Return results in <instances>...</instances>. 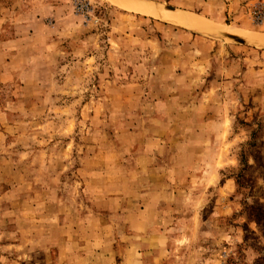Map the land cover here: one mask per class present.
<instances>
[{"label": "rangeland", "instance_id": "rangeland-1", "mask_svg": "<svg viewBox=\"0 0 264 264\" xmlns=\"http://www.w3.org/2000/svg\"><path fill=\"white\" fill-rule=\"evenodd\" d=\"M123 1L0 0V264H264V24Z\"/></svg>", "mask_w": 264, "mask_h": 264}, {"label": "bare ground", "instance_id": "bare-ground-1", "mask_svg": "<svg viewBox=\"0 0 264 264\" xmlns=\"http://www.w3.org/2000/svg\"><path fill=\"white\" fill-rule=\"evenodd\" d=\"M121 2H123L127 7L131 8V6L128 3H125L126 1L124 2L123 0H121ZM128 2H130V1H128ZM131 4H133V3H131ZM148 6H147V9L145 8L146 10L145 9L144 10L146 12H149L150 14H153V13L159 14L160 16H164V17L170 18V19H172V20H174L176 22H179V23L187 24L188 26H191L193 28H201V27H205L207 25L206 23L203 22L202 19H200L199 17L194 16V15H192L190 13L180 12V11L165 10L162 7L160 9H157V10H161L160 12L166 14V15H164V14L156 12V9L153 8V7H149L151 9V10L149 9L150 10L149 11L148 10ZM143 8H144V6H143ZM234 33L240 34V35L246 37L247 39H249L251 41L254 40L255 43L264 41V36L256 34V33H250V32H246V31H239V32H234Z\"/></svg>", "mask_w": 264, "mask_h": 264}, {"label": "built area", "instance_id": "built-area-1", "mask_svg": "<svg viewBox=\"0 0 264 264\" xmlns=\"http://www.w3.org/2000/svg\"><path fill=\"white\" fill-rule=\"evenodd\" d=\"M86 4H81V7ZM247 16L256 25L264 24V0H249L246 4Z\"/></svg>", "mask_w": 264, "mask_h": 264}, {"label": "water", "instance_id": "water-1", "mask_svg": "<svg viewBox=\"0 0 264 264\" xmlns=\"http://www.w3.org/2000/svg\"><path fill=\"white\" fill-rule=\"evenodd\" d=\"M174 11H175V10H174ZM217 29H218V32H219L220 34H223L224 36H227V37H229V38L235 40L236 42H239V43H242V44H250V43H251L250 41L245 40L244 38H242V37H240V36H238V35H236V34H233V33L227 31V30L224 29V28H221V27H218V26H217ZM251 44L258 45V44H256V43H251ZM260 46H262V45H260Z\"/></svg>", "mask_w": 264, "mask_h": 264}]
</instances>
